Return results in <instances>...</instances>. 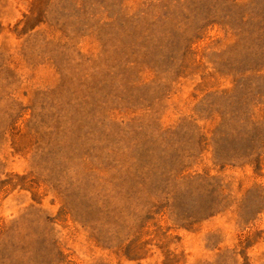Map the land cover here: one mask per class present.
<instances>
[{
    "label": "rangeland",
    "instance_id": "1",
    "mask_svg": "<svg viewBox=\"0 0 264 264\" xmlns=\"http://www.w3.org/2000/svg\"><path fill=\"white\" fill-rule=\"evenodd\" d=\"M0 264H264V0H0Z\"/></svg>",
    "mask_w": 264,
    "mask_h": 264
}]
</instances>
